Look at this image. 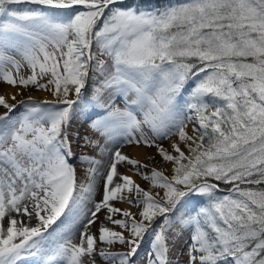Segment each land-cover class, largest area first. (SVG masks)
<instances>
[{"label": "snow or ice", "instance_id": "snow-or-ice-1", "mask_svg": "<svg viewBox=\"0 0 264 264\" xmlns=\"http://www.w3.org/2000/svg\"><path fill=\"white\" fill-rule=\"evenodd\" d=\"M0 81L53 97L0 95V264H136L145 240L171 264L185 232L187 264H264V0H0ZM97 109L95 138L72 131ZM102 209L121 231L89 233Z\"/></svg>", "mask_w": 264, "mask_h": 264}, {"label": "rangeland", "instance_id": "rangeland-1", "mask_svg": "<svg viewBox=\"0 0 264 264\" xmlns=\"http://www.w3.org/2000/svg\"><path fill=\"white\" fill-rule=\"evenodd\" d=\"M9 54L14 55L15 58L18 60L21 59L20 56H18L16 53H9ZM21 63L24 64V67L21 68L20 74L24 75V76H28L31 73V69L29 67H27V65L23 61H21ZM45 79H47V77ZM5 86H7V84L4 83L3 81H0V95H2V90ZM16 89L17 90H16L15 94L21 91V92H23V96L17 95L16 100H11V99H8L6 97L7 102L9 104H17L22 99L27 102L28 97H32V96H34L32 98L37 102L49 100V99H50L49 101L53 100V97L48 92L38 91L33 86H29L27 89H22V88L21 89L19 88V90H18V88H16ZM31 93L33 95H31ZM44 95L47 97L50 96L51 98L49 97L47 99L46 98L42 99L44 97ZM74 98H75V96L72 97V99H74ZM185 98H187V97H185ZM117 103H118L119 107H121V108L124 107V104L122 102L117 101ZM21 110H22L21 107L18 106L17 112H19ZM6 111H7V109L0 106V115H3ZM93 112H95V113H93ZM100 114H101L100 110H98V109L93 110V111H88L85 115L81 116V118L79 120L73 121L72 131L73 132H79L81 136H89V137L95 138V136L97 134L92 132V130L90 128V123H91V120L95 119ZM13 115H15V113H13ZM188 134L193 135V130H192V132H188ZM173 141L179 143L181 149L184 150L185 153L187 154V149L185 148L184 144L181 143L179 141L178 137H176V136H173L170 140H165L162 143H163V146L165 148H169V145ZM134 145L136 146V144H126V143L122 144L120 151L127 156L135 157V155L133 153L129 152V149L131 148V146H134ZM138 147H143V146H138ZM73 148H74V151H76L78 154H80L81 152H83L84 154H88V155L94 154L93 150H91V149H83L82 150V149L78 148L75 143L73 145ZM145 150H146L145 151L146 155H144V157H142V159H140L141 161L145 160L146 157L155 156L154 160H149V166L155 167L156 169L163 171L165 173V175L170 176L172 174L171 173V165L167 162L162 161V158L156 154L155 148H152V149L145 148ZM169 150L171 151V149H169ZM136 159H138V158H136ZM85 167H86V165L81 166V165L77 164V174H78L79 179H83ZM118 171L122 174H125V175H131L133 177V179L136 181V183H138L141 187L146 188V189L149 188L148 182L144 181L141 177L133 175V173L129 172L128 167L126 165H118ZM97 184L99 186L100 193L102 194L103 180L98 178ZM99 199H101V195L96 196V200H99ZM115 206L122 208V209H128L133 213H136L138 211L137 208L131 207L130 205H128L126 203H118L117 202ZM199 206L200 205H198V203H197V205L196 204L194 205L192 203L191 206H188V210L194 212L196 210V208ZM105 215H106V210H104V209H102L100 211V213H98L99 218L97 219L96 223L93 224L89 228L90 234H94V235L99 236L98 228H100L102 226H107L109 228H112L113 230L121 231V229L119 227L108 223L105 219ZM17 218L20 219V217H17ZM114 218L120 219L122 217L115 216ZM24 219L26 220V218H24ZM61 219H63V217H61ZM3 223L5 226H7V218H5ZM32 223L34 225L36 223V221L33 220ZM58 223H59V221H58ZM77 227H79V225H77ZM78 234L79 233H77V235ZM77 235L75 236V242H79V235L78 236ZM187 237H188V233L185 232L184 235L176 242L175 246L172 248V251L169 253V259L171 261V264H177V261H179V264H187L188 257H187L186 252L184 251L185 250V242L187 241ZM96 247L98 249H105L106 251H111V252H115L118 250L120 251L121 249H122V251L126 250L125 246H122V245H113L111 247H108L105 244L99 242V240H97ZM149 252H150V243L148 240H145V242L142 244V246L138 250L137 256L135 258L136 264H146ZM27 263L28 264H34V261H27ZM97 264H103V262L99 259V257L97 258Z\"/></svg>", "mask_w": 264, "mask_h": 264}, {"label": "bare ground", "instance_id": "bare-ground-1", "mask_svg": "<svg viewBox=\"0 0 264 264\" xmlns=\"http://www.w3.org/2000/svg\"><path fill=\"white\" fill-rule=\"evenodd\" d=\"M21 89V88H20ZM16 88H13V87H11V86H9V85H7V86H5L4 88H3V90H2V95H5L8 99H11L10 97H11V95H13V94H15V92H16ZM18 90H19V88H18ZM21 92V91H20ZM31 95H33L32 93H31ZM43 95V94H42ZM41 95V96H42ZM36 96V95H35ZM32 97H34V96H32ZM50 97V96H49ZM49 97H47V96H45L44 95V97L42 98V99H47V98H49ZM51 98V97H50ZM12 100V99H11ZM50 100V99H49ZM192 130H193V123L192 122H188V125H187V129H186V131H188V132H192ZM146 150H145V148L144 147H138L137 145L135 146H131V148L129 149V152L130 153H133L134 155H135V157L136 158H138L139 160L140 159H142V157H144V155H146V152H145ZM134 157V158H135ZM146 157V156H145ZM79 235V234H78ZM77 235V236H78ZM26 264H28L27 262H26Z\"/></svg>", "mask_w": 264, "mask_h": 264}, {"label": "trees", "instance_id": "trees-1", "mask_svg": "<svg viewBox=\"0 0 264 264\" xmlns=\"http://www.w3.org/2000/svg\"><path fill=\"white\" fill-rule=\"evenodd\" d=\"M153 2H155V0H153ZM161 2H163V0H161ZM72 97H74V94H72L69 98L70 99H72ZM223 187H228V186H223ZM249 187H254V186H249ZM261 187H264V185H262ZM196 204L197 205V203H202V201L199 199V198H193L191 201H190V203L189 204ZM115 245H118V244H115Z\"/></svg>", "mask_w": 264, "mask_h": 264}]
</instances>
